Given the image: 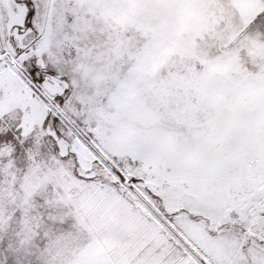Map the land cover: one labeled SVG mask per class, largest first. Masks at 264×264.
Segmentation results:
<instances>
[{
    "label": "snow or ice",
    "instance_id": "obj_1",
    "mask_svg": "<svg viewBox=\"0 0 264 264\" xmlns=\"http://www.w3.org/2000/svg\"><path fill=\"white\" fill-rule=\"evenodd\" d=\"M0 264H264V0H0Z\"/></svg>",
    "mask_w": 264,
    "mask_h": 264
}]
</instances>
